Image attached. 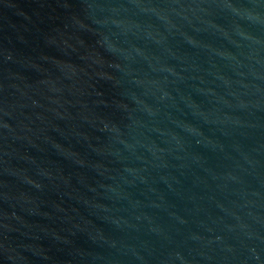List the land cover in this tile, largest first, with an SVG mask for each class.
Instances as JSON below:
<instances>
[{
	"label": "water",
	"instance_id": "water-1",
	"mask_svg": "<svg viewBox=\"0 0 264 264\" xmlns=\"http://www.w3.org/2000/svg\"><path fill=\"white\" fill-rule=\"evenodd\" d=\"M0 264H264V0H0Z\"/></svg>",
	"mask_w": 264,
	"mask_h": 264
}]
</instances>
